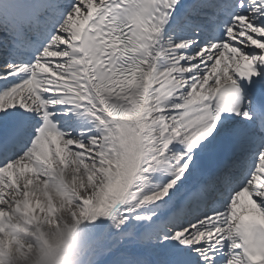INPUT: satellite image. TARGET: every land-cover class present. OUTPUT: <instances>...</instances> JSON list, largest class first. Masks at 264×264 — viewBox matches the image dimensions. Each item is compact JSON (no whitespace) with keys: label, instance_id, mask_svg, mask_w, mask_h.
<instances>
[{"label":"snow or ice","instance_id":"obj_1","mask_svg":"<svg viewBox=\"0 0 264 264\" xmlns=\"http://www.w3.org/2000/svg\"><path fill=\"white\" fill-rule=\"evenodd\" d=\"M4 3L0 264H264V0Z\"/></svg>","mask_w":264,"mask_h":264},{"label":"clouds","instance_id":"obj_2","mask_svg":"<svg viewBox=\"0 0 264 264\" xmlns=\"http://www.w3.org/2000/svg\"><path fill=\"white\" fill-rule=\"evenodd\" d=\"M71 190V184L65 191ZM58 207H63L62 197L55 192L52 193ZM67 223V219L62 216L61 225ZM40 231L42 235L33 238L32 247L25 250L24 258L13 261V264H72L69 257L70 248L66 249L60 240L61 228L55 224L46 225Z\"/></svg>","mask_w":264,"mask_h":264},{"label":"rangeland","instance_id":"obj_3","mask_svg":"<svg viewBox=\"0 0 264 264\" xmlns=\"http://www.w3.org/2000/svg\"><path fill=\"white\" fill-rule=\"evenodd\" d=\"M124 243L125 242L121 238V246H123ZM113 249L118 248L113 247ZM112 253V250H106L103 251V253L96 254L94 251H89L87 248H81L78 251H75L74 255L72 253L70 259L72 260V264H117L114 259L111 262L108 261L109 259H112Z\"/></svg>","mask_w":264,"mask_h":264},{"label":"bare ground","instance_id":"obj_4","mask_svg":"<svg viewBox=\"0 0 264 264\" xmlns=\"http://www.w3.org/2000/svg\"><path fill=\"white\" fill-rule=\"evenodd\" d=\"M0 4H5V6L3 7V10H7L8 8V4L4 3V0H0ZM84 225H81L78 229H77V234H79L83 229H84ZM116 241V238H101V239H94L93 241H91L89 244L85 245L83 248H87L89 249V251H94V252H99L101 249H113L112 247L114 246V242ZM119 250V249H118ZM75 251H73L72 249H70L69 254H74Z\"/></svg>","mask_w":264,"mask_h":264}]
</instances>
